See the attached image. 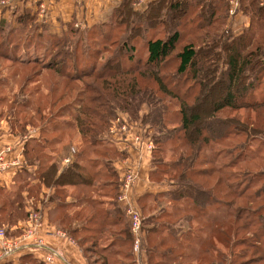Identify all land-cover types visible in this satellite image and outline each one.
<instances>
[{
    "label": "trees",
    "instance_id": "obj_1",
    "mask_svg": "<svg viewBox=\"0 0 264 264\" xmlns=\"http://www.w3.org/2000/svg\"><path fill=\"white\" fill-rule=\"evenodd\" d=\"M239 10L250 20L239 36L231 25L229 0H123L107 22L87 31L73 19L63 38L46 25L43 34L37 35L36 27L29 30L28 22L36 19L30 14L17 19L19 29L2 20L0 62H10L13 79L23 78L10 111L20 117L35 109L22 119L18 134L35 128V116L40 118L39 137L24 145L33 171L17 173L13 195L0 188V226L7 234L18 236L21 231L13 228L29 216L23 193L32 197L45 186L54 189L51 219L79 242L89 264H139L112 165L122 155L100 140L121 111L157 130L150 140L151 180L178 172L170 181L179 193L167 191L169 204L144 219L155 222L146 227L142 242L148 263L264 264V186L252 191L254 180L264 179V5L240 0ZM96 31L104 45L113 46L102 67L99 50L81 48V37L89 40ZM28 39L44 52L35 49L30 60L7 51L28 48L18 44ZM72 91L73 101L55 112ZM6 101L0 98V107ZM144 105L148 113L140 118ZM242 110L245 120L227 113ZM74 138L81 141L76 161L62 170L58 159ZM169 150L177 158L162 161ZM99 158L109 161L108 175L95 171ZM103 177L109 181L101 184ZM69 187L78 188L75 202H67ZM109 189L103 199L100 192ZM158 196L143 197L142 211L145 199L158 201ZM100 243L106 244L101 248ZM18 264L44 263L27 254Z\"/></svg>",
    "mask_w": 264,
    "mask_h": 264
},
{
    "label": "crops",
    "instance_id": "obj_2",
    "mask_svg": "<svg viewBox=\"0 0 264 264\" xmlns=\"http://www.w3.org/2000/svg\"><path fill=\"white\" fill-rule=\"evenodd\" d=\"M122 1L123 0H54L52 7H50V17L44 22V25L47 26L52 24L51 31L60 34L66 30V26L64 25H67L75 19L76 27L90 29L95 25L107 22ZM260 1L261 4L264 5V0ZM230 20L235 24L233 31L234 33L238 32V34L235 33L236 36H239L244 32L249 26L250 21L249 17L243 14L240 10L235 17L230 16ZM144 112L145 110L142 109L139 114L140 118L143 116L142 114ZM126 115H128V113L120 112V116ZM129 121L131 126L128 135H121V138L115 137V139H112L113 137H107L108 130L100 136V140H107L106 142L114 146L122 155L120 158L113 161V167L117 173L119 181V192L121 180L126 171H131L137 175L138 180L132 190L129 191L128 196L130 202L137 204L141 209L139 201L143 197L161 192L164 193L167 191V187L162 183H157L151 180V173L154 171V163L152 149L149 147L150 142L148 132L150 133V131H148V126L143 122L142 118L140 120H131L129 118ZM39 135L40 133H35L30 138H38ZM139 136L141 142L137 143L136 138ZM26 140V138L23 140L18 133H13L8 123L0 121V152H5V161L8 167L6 170L0 172V188L4 191L3 193H6L8 190L11 191L16 189L15 178L17 173L22 169L28 168L31 172L33 171L27 166L24 157V145ZM80 142V140L77 143H73V141L69 142L71 144L67 147L65 155L61 159L62 165H60L62 170L76 161L77 153L73 154L72 149H76V152H78ZM69 157L72 162L67 164L65 163V159ZM33 169L35 170V168ZM31 183L36 185L38 181H33ZM68 190L70 195L67 197V202H75L77 199L76 196L78 195V188L69 187ZM53 192L54 189L41 186L38 195L31 197L27 192L23 193L26 211L29 212L32 209L39 210L44 216V221H47L49 224H46L48 227L43 231V237L45 236L44 239L48 249L43 251H27L23 254L12 256L6 262L18 264L20 257L32 254L36 259L47 264L45 263V257L47 256V253H52L50 251L53 250L58 253L57 258H60H55V260L49 264H89L79 242L67 231L57 226V224L51 219L52 213L56 208V203L49 201V197ZM119 207L125 209V203H119ZM74 225L81 227L83 222L75 221ZM13 230H18L17 226H15ZM58 231L62 234H56ZM146 237L147 231L145 230L144 233H142V242H146ZM143 244L141 250H134V253L139 264H149Z\"/></svg>",
    "mask_w": 264,
    "mask_h": 264
},
{
    "label": "rangeland",
    "instance_id": "obj_3",
    "mask_svg": "<svg viewBox=\"0 0 264 264\" xmlns=\"http://www.w3.org/2000/svg\"><path fill=\"white\" fill-rule=\"evenodd\" d=\"M5 8L6 7H4L3 5H0V22L2 20L8 22L7 24L10 26L11 29H19V28H21L22 27V23H21V21L18 22L17 19L19 17L25 16L26 14H30V17H35L37 20L35 19L34 22H32V23H31V21H29L28 22V29L31 30V31H33V30H35V27H36L35 33L37 35L38 34H43V32H45V27H44L45 25L43 24L45 21H42L41 19H39V17L37 16V13H34L33 12L34 8H33L32 5L31 6H27L25 9H22L21 8L20 10H16L14 12H7ZM33 15H35V16H33ZM231 25H232V28H234V25L235 24H234L233 21L231 22ZM47 26L50 29V31L46 29L49 33H51V34L52 33H56V32H52L51 31L52 24L51 25H47ZM64 26H66V25H64ZM82 29H83L82 31L89 30V29L83 28V27H82ZM62 33H60V34L56 33V35H58L57 37H59V38L62 37L63 38V35L64 34L62 35ZM235 33L238 34V32H235ZM81 38L84 40L83 41V44H81V48H88V47H90V48H92L91 52L92 51H98V50L100 51V54L101 55H100L99 58H102V61H101L102 63L100 64V66L102 67V65L104 64L103 62L106 60V58L109 55L108 54L109 53L108 47H113V46L104 45L105 42L102 41V39H99L100 36H99V34H98L97 31H96L95 35H90L89 36V40H88V38L86 36H82ZM1 41L2 40L0 39V42ZM14 42L16 43L17 40H15ZM20 42L18 44H21V45H30L34 41L32 39H28L27 42H22V41H20ZM84 45H86V46H84ZM41 47H42V45L40 43H37L35 46H34V44L28 46V48H26V49H24L25 48L24 46H20V48H21L20 51H17V50H14V49H9L7 51L9 53H12L14 56H17V57L23 56V57H27L26 59H30L31 60L32 58H34V52H35L34 50L35 49L39 53L40 52L41 53L44 52V50ZM9 64H10V62H0V98H3L4 97L5 99H7V101L5 102V104L0 107V111H2L3 112V115H4L3 117H1L0 121L8 123V125L10 126V128H11V130H12L13 133H20V131H19V129H20V127H19L20 126V123H22V124L24 123V121L22 119L24 117H26V119H27V117H28L27 114L28 115L34 114V110L35 109L32 108V109H29L28 111L22 112L20 117H15V115L11 113V111H10L11 107L10 106L12 105L13 101L15 100V98H14L15 95L19 94V92L21 91V88L23 86V83H22L23 82V78H22V76H18V78L13 79L12 78V67H10ZM30 85L33 86L34 84L31 83ZM60 90H61V92H63L62 89H60ZM42 91H43V93H46L47 92L46 86L43 87ZM77 91H78V89H76V92ZM76 92H73V91L70 92L69 93L70 98L66 99L63 103H61L56 108L55 112L58 111V109L60 107L62 108L66 103H69V102L73 101L74 97L76 96ZM21 97H19L18 100H20ZM43 107H44V109L46 111L48 110V108L45 106V104H44ZM143 109L145 110V112L142 114L144 116V115H146L148 113V107L146 105H144L143 106ZM120 112L121 111H117L116 112V116ZM227 113L229 115H231V116H234V115L235 116H238V117H240L243 120H245V118L247 117V112L244 111V110L239 111V112H231V111H228ZM48 117L49 116H47L46 118H48ZM15 118L18 119V122L15 120ZM114 118L112 120H114ZM13 122H15V124H16L15 129L12 127V123ZM56 122L57 123H60L59 118L56 119ZM56 122H54V123H56ZM39 123H40V118L35 116L34 124H36L37 126L35 128L34 127H31V126H28L27 127V131H26V129L25 130L23 129L24 135L21 136L23 138V140L25 138L28 140L35 133L36 134L39 133V130H40ZM149 124L147 123L146 125L149 128L148 131H150V133L148 132V134H149L148 137L151 140V138L156 135L157 130H155V128L151 124H150V127H149ZM66 140H65V142H66ZM78 141H79L78 139H75V138L73 139V143H75V142L77 143ZM105 141L106 140H102V142L106 143ZM150 146H151V144H150ZM153 146H154V144H153ZM253 147H254L253 149H256L257 144L256 143H253ZM109 148H112V147L109 146ZM207 153L210 154V151H207ZM163 157H164V159L162 161H166V160L170 161V160H174V159L177 158V156L173 155V152L171 150L167 151V154L166 155L164 154ZM58 160H59L60 164L62 165L61 159H58ZM100 160L101 159L99 158V160L97 161V163L100 162ZM261 161L262 160H258L256 162V164H257V166L259 168L261 167V164H260ZM86 162H87V164H89V160L88 159H87ZM108 162H109L108 160H106L104 162H100V164H98V168L95 171L101 170V173H106V171H107V163ZM112 165H114V164L112 163ZM104 175H108V174L106 173ZM176 176H178V172H174V173L170 174L167 171V175L166 176L159 175L157 177V179L155 180V182L164 184L165 187H167V191H171L173 194H177L179 192L176 189V184L170 181L171 178H175ZM107 181H109V179L108 178H105V177L100 178V180H99V182L101 184H104ZM254 184H255V186L253 187L252 191H256V189L264 186V179H262V178L255 179L254 180ZM15 190H11V191L8 190L5 194L7 196L9 194L10 195H13ZM110 192H112L110 189L109 190H106V191H101L100 192V196L104 199L105 195L109 194ZM171 192H167V193L164 192L167 195V197H165V198L162 197V195H163L162 193L163 192L157 193V194H160V197L158 196V198H157L158 201H156L154 198L153 199L152 198L145 199L144 200V202H145L144 204L147 205V208H146L145 211H142L143 218L146 219V218H148L151 215L157 214L158 213V210L160 208H162V207L166 206L167 204H169L168 197L171 196L170 195ZM157 194H155V195L157 196ZM102 198H100V199H102ZM0 203H2V201H0ZM122 212L124 213L125 217L128 219L127 214H126L127 213L126 212V209L122 208ZM154 223L155 222H153V224ZM46 224H48L47 221H44L45 229L48 227ZM143 224H144V231L146 230V227L150 228V226L153 225V224H151V222H146L145 223V221L143 222ZM56 234H57V232H56ZM44 238H45V236H44ZM44 241H45V239H44ZM105 244L106 243H103V244L100 243V247L102 248L103 245H105ZM108 245H109V243H108Z\"/></svg>",
    "mask_w": 264,
    "mask_h": 264
},
{
    "label": "built area",
    "instance_id": "obj_4",
    "mask_svg": "<svg viewBox=\"0 0 264 264\" xmlns=\"http://www.w3.org/2000/svg\"><path fill=\"white\" fill-rule=\"evenodd\" d=\"M54 0H0V5L6 7L7 12H14L19 9H25L27 6H33L34 13L42 21H47L50 17V7H52ZM230 15L235 17L238 14L240 8L239 0H229ZM4 9V10H5ZM131 123L128 115L118 116V118L112 122L108 131L107 137L121 138V135H128L130 131ZM136 142H141L140 136L136 138ZM150 149L153 150V143H151ZM72 153H76V149H72ZM71 158L65 159V163L70 164ZM9 165V164H8ZM7 164L5 161V152H0V172L6 170ZM138 180L137 175L131 171H126L123 174L121 180V187L118 197L119 203H125L126 214L129 220L130 229L134 239V250L140 251L142 248V233H144V218L141 209L137 204L130 202L128 193L132 190ZM28 218L20 222L17 229L20 230V234L16 237H10L7 234V229L0 226V263L6 262L12 256L23 254L27 251H43L48 249L44 241V216L39 210H30ZM62 234L61 232H57ZM52 253H47L45 257V263L49 264L57 258L58 253L53 250ZM60 258V257H58ZM57 258V259H58Z\"/></svg>",
    "mask_w": 264,
    "mask_h": 264
}]
</instances>
